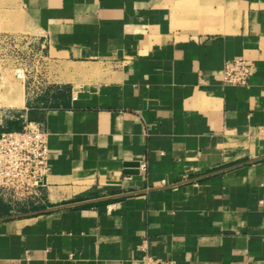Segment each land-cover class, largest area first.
I'll list each match as a JSON object with an SVG mask.
<instances>
[{"label": "crops", "instance_id": "obj_1", "mask_svg": "<svg viewBox=\"0 0 264 264\" xmlns=\"http://www.w3.org/2000/svg\"><path fill=\"white\" fill-rule=\"evenodd\" d=\"M11 8L63 81L0 91V134L42 122L50 163L38 203L0 197V264H264V0Z\"/></svg>", "mask_w": 264, "mask_h": 264}, {"label": "built area", "instance_id": "obj_2", "mask_svg": "<svg viewBox=\"0 0 264 264\" xmlns=\"http://www.w3.org/2000/svg\"><path fill=\"white\" fill-rule=\"evenodd\" d=\"M254 62L246 58L227 60L225 84L246 86L255 73ZM142 168H145L143 163ZM50 173L49 132L42 122L25 119L20 130L0 134V197L10 204L40 197ZM145 264H176L174 260L147 254Z\"/></svg>", "mask_w": 264, "mask_h": 264}, {"label": "rangeland", "instance_id": "obj_3", "mask_svg": "<svg viewBox=\"0 0 264 264\" xmlns=\"http://www.w3.org/2000/svg\"><path fill=\"white\" fill-rule=\"evenodd\" d=\"M15 1L0 0V91L24 84L30 95L44 94L49 84L63 81V77L60 78V70L54 65L45 40L17 23L11 8ZM39 200L40 197L19 203L28 205Z\"/></svg>", "mask_w": 264, "mask_h": 264}, {"label": "water", "instance_id": "obj_4", "mask_svg": "<svg viewBox=\"0 0 264 264\" xmlns=\"http://www.w3.org/2000/svg\"><path fill=\"white\" fill-rule=\"evenodd\" d=\"M125 174H139L140 173V162L139 161H131V162H126L124 164Z\"/></svg>", "mask_w": 264, "mask_h": 264}, {"label": "trees", "instance_id": "obj_5", "mask_svg": "<svg viewBox=\"0 0 264 264\" xmlns=\"http://www.w3.org/2000/svg\"><path fill=\"white\" fill-rule=\"evenodd\" d=\"M4 211V207H0V213Z\"/></svg>", "mask_w": 264, "mask_h": 264}]
</instances>
